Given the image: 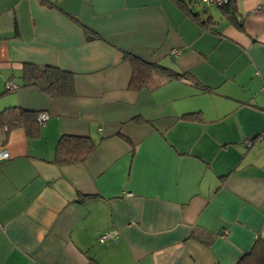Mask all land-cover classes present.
I'll list each match as a JSON object with an SVG mask.
<instances>
[{
    "label": "crops",
    "instance_id": "0c3cea01",
    "mask_svg": "<svg viewBox=\"0 0 264 264\" xmlns=\"http://www.w3.org/2000/svg\"><path fill=\"white\" fill-rule=\"evenodd\" d=\"M182 1L0 0V264H236L264 239V0ZM123 52L188 76L135 89ZM66 134L97 148L56 163Z\"/></svg>",
    "mask_w": 264,
    "mask_h": 264
},
{
    "label": "trees",
    "instance_id": "16d2710c",
    "mask_svg": "<svg viewBox=\"0 0 264 264\" xmlns=\"http://www.w3.org/2000/svg\"><path fill=\"white\" fill-rule=\"evenodd\" d=\"M173 1L184 11H188L187 6L182 0ZM230 7L231 1L224 6H220V8H223L225 11L233 12ZM188 15H190V13ZM191 16L193 18L196 17L193 15ZM195 20L199 21L197 18H195ZM200 23L203 26L207 25L204 22ZM88 34L87 38L90 40L98 36L89 30ZM123 59L129 61L132 66L133 74L131 87L135 89H141L148 83L154 81L156 83H154L155 86L153 88H157L169 80H184L189 73L176 71L155 61H145L127 52H123ZM158 79H160L159 82L156 81ZM23 82L25 86L40 88L51 97L73 96L75 94L72 72L56 65L25 63L23 67ZM38 114L39 112L22 110L19 116V121L25 123L27 128L34 135L38 134V129L40 127V122L37 120ZM190 117L192 118L193 116ZM124 138L127 142L131 143L129 138ZM96 148L97 144L89 136L62 135L57 144L55 162L59 164L83 162L92 155ZM236 264H264V239L257 240L252 249L245 253Z\"/></svg>",
    "mask_w": 264,
    "mask_h": 264
},
{
    "label": "built area",
    "instance_id": "2783aa9c",
    "mask_svg": "<svg viewBox=\"0 0 264 264\" xmlns=\"http://www.w3.org/2000/svg\"><path fill=\"white\" fill-rule=\"evenodd\" d=\"M199 3H202L205 6H224L230 2V0H197ZM174 53H179L178 50H174ZM9 88H14L16 87L13 82H9L8 84ZM50 117V114L47 111H41L39 112L37 116V120L40 123H44L48 118ZM10 158V152L3 148L0 147V161L6 160ZM114 235V231H108L102 234L99 238L101 242H104L105 240L111 238Z\"/></svg>",
    "mask_w": 264,
    "mask_h": 264
}]
</instances>
